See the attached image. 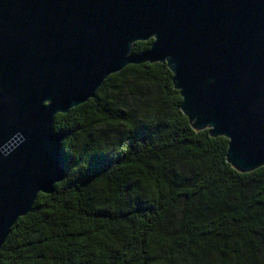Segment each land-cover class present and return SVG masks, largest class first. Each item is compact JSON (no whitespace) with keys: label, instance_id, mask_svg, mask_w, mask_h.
I'll use <instances>...</instances> for the list:
<instances>
[{"label":"trees","instance_id":"obj_1","mask_svg":"<svg viewBox=\"0 0 264 264\" xmlns=\"http://www.w3.org/2000/svg\"><path fill=\"white\" fill-rule=\"evenodd\" d=\"M171 78L129 65L55 116L63 179L17 220L0 264H264V167L233 170L227 139L192 130Z\"/></svg>","mask_w":264,"mask_h":264},{"label":"water","instance_id":"obj_2","mask_svg":"<svg viewBox=\"0 0 264 264\" xmlns=\"http://www.w3.org/2000/svg\"><path fill=\"white\" fill-rule=\"evenodd\" d=\"M144 63L166 64L181 113L227 139L233 170L264 167V0H0V249L63 179L55 116Z\"/></svg>","mask_w":264,"mask_h":264}]
</instances>
